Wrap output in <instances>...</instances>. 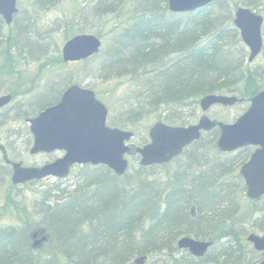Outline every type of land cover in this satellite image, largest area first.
<instances>
[{"label": "trees", "instance_id": "trees-1", "mask_svg": "<svg viewBox=\"0 0 264 264\" xmlns=\"http://www.w3.org/2000/svg\"><path fill=\"white\" fill-rule=\"evenodd\" d=\"M59 1L33 0L32 9ZM94 1L96 16L129 14L126 23L114 30L106 50L84 62L97 55L98 64L92 69L103 67V79L111 75L130 84L122 118L117 122L108 118L107 123L134 135L138 132L139 145L148 140V119L185 125L194 119L199 99L206 94H233L238 98L234 105H248L264 88V61L253 68L245 63L248 51L233 23V12L241 4L259 12L256 0H215L182 13L169 11L167 0H131L127 12L122 9L126 0ZM83 8L74 11L79 19L87 17ZM64 28L66 40L73 27ZM26 31L28 26L17 23L15 16L9 25L0 16V65L17 74L18 80L24 72L15 67L23 56L19 41L31 46L23 35ZM49 48L43 43L30 50L31 60L40 62L38 76L45 66L68 64L59 49L49 56ZM54 89L36 95L30 105L38 110L25 114L24 120L58 101L65 88L57 96H48ZM7 91L13 97L21 93ZM23 93L32 95L33 89L28 86ZM184 107H191L193 114L187 115ZM208 134L206 143L202 135L174 159L177 165L166 173L163 169L172 162L139 165L131 177L127 171L116 175L104 165L79 166L71 189H44L31 205L34 210L18 211L19 222L0 224V264H128L140 255L147 256V264H256L262 254L246 249L243 228L245 221L253 220L257 230L264 232V196L261 205L243 211L240 199H248L234 158L216 148L217 129ZM182 158L192 165H182ZM4 172L0 166V178ZM34 231L37 237H45L36 247ZM182 235L211 240L212 245L203 257H194L177 247Z\"/></svg>", "mask_w": 264, "mask_h": 264}, {"label": "water", "instance_id": "water-1", "mask_svg": "<svg viewBox=\"0 0 264 264\" xmlns=\"http://www.w3.org/2000/svg\"><path fill=\"white\" fill-rule=\"evenodd\" d=\"M212 1L167 0V4L172 12H188L200 9ZM16 12V0H0V15L7 24L11 23ZM233 22L248 47V62H251L263 47V16L242 6L235 10ZM100 48L99 37L92 33H80L66 40L61 47V54L65 62L78 61L96 54ZM11 98V94L1 95L0 108L9 103ZM236 101L234 95L206 94L199 100L203 114L196 123L183 126L155 122L149 128L148 143L135 148L140 155V165L170 161L180 155L187 145L198 140L203 131L218 128L216 146L222 152L234 151L245 145L258 146L249 160L241 166L240 173L245 181L246 196L252 200L259 198L264 194V89L251 97L248 108L232 123L211 119L205 114L213 105L227 106ZM107 113L106 105L96 97L93 90L78 84L69 85L58 102L27 119L32 134L29 152L36 154L60 150L64 152L63 155L41 166L11 162L12 182L22 184L47 177L63 178L75 164H102L115 174L122 175L128 166L125 155L130 149L128 141L133 133L107 125ZM191 214L194 215L193 207ZM37 236L38 232L34 231V247L45 240L44 236ZM247 240L255 250L264 253V234L251 232L247 235ZM211 245V240L189 235H182L177 240V246L186 249L194 257L204 256ZM145 261L146 255H140L128 264H145ZM257 264H264V257Z\"/></svg>", "mask_w": 264, "mask_h": 264}, {"label": "rangeland", "instance_id": "rangeland-1", "mask_svg": "<svg viewBox=\"0 0 264 264\" xmlns=\"http://www.w3.org/2000/svg\"><path fill=\"white\" fill-rule=\"evenodd\" d=\"M89 1L91 0H61L58 3L49 4L48 6H43V9L38 8V10L34 11L32 9L34 6L32 5L33 0H17L19 11L15 15V20L17 23L23 24L24 27L28 26V31H26L23 35L25 38L29 39L30 45L34 46V49L29 48L31 46H25V43L22 44L21 41H19V45L23 51V56L21 59H17L15 67L24 71L22 73L21 80H18L17 74L8 73L9 69L7 66L0 65V95L7 93L8 89H19V92H21L19 95L14 96L13 100L8 105L0 109V144L5 146L7 157L10 161L21 162L22 165L40 166L60 156L58 151L37 154L29 153L32 137L31 134L28 133V123L24 120V116L25 114L32 115L33 112L38 110L36 107L33 108V104L30 105V102L34 103L35 97H37L36 95L39 92L45 93L44 91H46L49 87H54L55 89L54 93L50 92L48 96H57L58 92H61V90L75 81L82 86L95 88L100 95H97V97L109 108L108 118L113 119L116 122L120 119V117L122 118V112L124 111V105L126 104L125 96L130 90V84L126 83L124 78H112L110 77L111 75L108 76V80L103 79L105 78L102 77L105 74L101 75V73H103V67H100V69L97 68L98 70L92 69L96 68L99 56L96 55L88 62H84L82 60L69 62L67 65H61L57 68L45 66L47 69L42 70V76H38L39 72H41V69H38L40 62L37 60H31L32 54H30V50H35L38 44L43 45L44 43L48 48L50 47L49 56L57 52V49L60 50L63 42L65 41L64 27L66 24L73 27L71 29V31H73L72 36L80 31L94 33L96 35L98 34L102 40V53L106 50L107 46L112 42L111 40L113 38L114 30L121 26L120 24L126 23L129 14H121L123 13L121 12L117 17L114 14L99 17L94 15L96 14L95 1L93 0L91 3ZM255 3L258 6L257 9L259 12L257 10L256 11L261 13L264 17V0H256ZM114 4L116 5V3ZM131 6L132 1L126 0L122 9L127 12L132 9ZM79 8L85 9L84 16L87 17H81L79 19L76 15H74V11ZM71 16L74 17L71 19ZM29 21H31L30 25ZM7 28L8 27L5 28V32L7 31ZM263 30L264 24L262 26V32ZM70 35L71 33L68 34V36ZM263 61V51L251 62L247 61V56L245 59V63L252 68ZM66 79L70 80L67 81V83H64ZM28 86L33 89L32 95H24L23 93V90ZM111 88H113L112 91L109 90ZM36 100L38 101L40 98ZM42 101L43 99L40 100L39 103ZM246 107V103H238L233 106L216 105L211 107L206 114L212 119L232 123L234 121V115L236 113L240 115ZM184 109L186 110L187 115L193 114L189 111L191 110V107H184ZM195 110L196 116L188 124L197 121L199 116L202 114L198 104ZM155 121L157 120L154 118L148 119L147 123H145L146 129L148 130V127L154 124ZM203 137V142L205 143L210 138L208 132L203 135ZM139 142L140 134L135 132L131 143L138 146ZM231 156V154H228L229 158H231ZM126 158L129 162L127 175L131 177L136 173V170L139 167V157L133 151H129ZM182 160L185 159L182 158ZM176 165L177 164L175 162H172L167 166V168L163 169V172L166 173L167 170L168 172L172 171ZM182 165L191 166L192 163H187L185 160ZM0 166L3 167L5 171L0 178V224L2 225H15L16 222H19L18 216L20 214H18V211H23V209H26L27 211L34 210L31 205L35 199L38 200L40 198L42 190L54 188L55 186L71 189L73 174L79 170V166H75L73 171L70 172V174L64 179L47 177L36 182H29L27 184L17 185L14 188H11V166L3 161L1 152ZM9 192L12 193L11 196H9ZM7 198H13L12 200H14V202ZM240 203H242L241 208L243 211L246 210L248 206H259V203L253 204L249 200H244V197L240 199ZM243 229L245 231V237L247 233L251 231L260 234L264 233L257 230V221L254 222L253 220L245 221ZM246 249L253 248L250 244Z\"/></svg>", "mask_w": 264, "mask_h": 264}, {"label": "flooded vegetation", "instance_id": "flooded-vegetation-1", "mask_svg": "<svg viewBox=\"0 0 264 264\" xmlns=\"http://www.w3.org/2000/svg\"><path fill=\"white\" fill-rule=\"evenodd\" d=\"M197 121H195V122H193V123H196ZM130 144V151H133L138 157H139V155H138V153H136L132 148L135 146V145H133L131 142L129 143ZM132 144V145H131ZM193 144V142L191 143V144H189L186 148H188L190 145H192ZM1 145V147H0V152H1V154H2V159H3V161L6 163V164H8L9 163V158L7 157V152H6V148H5V146H3L2 144H0ZM185 148V149H186ZM258 148V146L257 145H245V146H242V147H239V148H237L236 150H234V151H232V152H227V154H231L232 156H231V158H234V161H233V163H234V167H236L237 168V171H238V173L240 174V176H241V182H242V184L244 185V191L246 192V185H245V181H244V178H243V176L241 175V173H240V168H241V165L243 164V163H245L246 161H248L249 160V158L251 157V155L254 153V151L256 150ZM59 152V151H58ZM60 153V156L62 155V152H59ZM175 159V158H174ZM174 159H172L170 162H173L174 161ZM158 165V164H157ZM149 166H152V165H149ZM149 166H147V167H149ZM154 166V165H153ZM264 196V194L262 195V196H260L259 198H257V199H255V200H251V201H253V203H259V205H261L262 203H261V198ZM194 212H195V210H194ZM251 232H254V231H251ZM251 232H249V233H251ZM249 233H247V235L249 234ZM254 233H256V234H259V235H263L264 233H262V234H260V233H257V232H254ZM247 235H246V238H245V240H246V242L248 243V245H250L251 243L247 240ZM34 238V237H33ZM251 246H252V248H253V250L254 251H257V250H255L254 249V247H253V245L251 244ZM257 252H259V253H261L262 255H261V260L263 259V257H264V253L263 252H260V251H257ZM260 260V261H261ZM147 261V260H146ZM260 261H258L257 263H259ZM256 263V264H257ZM147 264V263H146Z\"/></svg>", "mask_w": 264, "mask_h": 264}]
</instances>
